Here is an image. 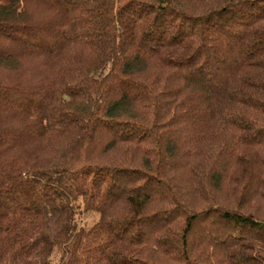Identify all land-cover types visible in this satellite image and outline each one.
Returning a JSON list of instances; mask_svg holds the SVG:
<instances>
[{
  "label": "trees",
  "instance_id": "1",
  "mask_svg": "<svg viewBox=\"0 0 264 264\" xmlns=\"http://www.w3.org/2000/svg\"><path fill=\"white\" fill-rule=\"evenodd\" d=\"M0 264H264V0H0Z\"/></svg>",
  "mask_w": 264,
  "mask_h": 264
},
{
  "label": "rangeland",
  "instance_id": "2",
  "mask_svg": "<svg viewBox=\"0 0 264 264\" xmlns=\"http://www.w3.org/2000/svg\"><path fill=\"white\" fill-rule=\"evenodd\" d=\"M98 218V215L94 212H87L84 215L80 216L79 221L87 226L93 224V222Z\"/></svg>",
  "mask_w": 264,
  "mask_h": 264
}]
</instances>
